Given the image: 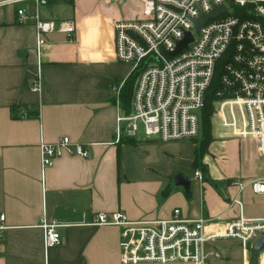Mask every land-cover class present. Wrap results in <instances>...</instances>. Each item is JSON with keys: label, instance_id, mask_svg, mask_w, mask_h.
Wrapping results in <instances>:
<instances>
[{"label": "crops", "instance_id": "0c3cea01", "mask_svg": "<svg viewBox=\"0 0 264 264\" xmlns=\"http://www.w3.org/2000/svg\"><path fill=\"white\" fill-rule=\"evenodd\" d=\"M25 5L32 15L33 4ZM141 9L142 0H52L40 16L71 19L76 32L72 40L46 34L38 54L33 20L19 24L14 5L0 8V264H121L120 228L92 223L103 211L133 221L166 218L178 207L214 226L264 216V192L251 186L264 178L255 138L212 123L202 181L194 177L195 139H116L117 94L133 64L115 57L112 24L139 18ZM37 70L41 91L33 92ZM61 136L83 143L87 158L64 153L42 169L40 143ZM178 172L188 190L173 184ZM42 217L61 224L60 244L44 247ZM211 243L219 256L210 264H251L237 240Z\"/></svg>", "mask_w": 264, "mask_h": 264}, {"label": "built area", "instance_id": "2783aa9c", "mask_svg": "<svg viewBox=\"0 0 264 264\" xmlns=\"http://www.w3.org/2000/svg\"><path fill=\"white\" fill-rule=\"evenodd\" d=\"M28 3L34 6L32 15L27 13ZM47 4V0H0V8L16 7L19 24L33 20L38 54L46 34L58 31L72 40L76 32L71 19L42 18L40 8ZM218 5L227 11L207 19L196 33L194 19ZM141 13L139 18L117 19L112 24L115 57L132 62L136 72L128 113L117 94L116 139L138 135L158 141L198 137L205 93L220 64L211 124L217 122L241 138H255L264 156V0H142ZM188 32L192 41L170 54ZM29 88L41 91L38 70ZM26 116V112L20 113V117ZM39 147L42 169L64 153L82 158L89 154L83 143L67 136L54 143L43 141ZM194 177L202 181V171L194 170ZM251 184L255 193L264 192V178ZM233 202L241 204L236 197ZM4 218L5 214H0V240L6 228ZM40 220L44 247L60 244L61 224L45 217ZM92 223L120 228L121 264H210L211 258L219 256L211 242L220 239L237 240L251 257L250 245L264 234V216L246 218L239 214L214 226L210 217L188 218L178 207L166 218L133 221L121 210L103 211L94 214ZM256 256L258 264H264V249Z\"/></svg>", "mask_w": 264, "mask_h": 264}, {"label": "trees", "instance_id": "16d2710c", "mask_svg": "<svg viewBox=\"0 0 264 264\" xmlns=\"http://www.w3.org/2000/svg\"><path fill=\"white\" fill-rule=\"evenodd\" d=\"M52 0H47V2H50ZM223 61V60H221ZM220 64H218L216 66V70H215V74L213 76V79L211 81V85L209 86V88L207 89L206 93H205V103L204 106L201 108L200 111V127H201V132H200V137L199 139L196 140V148H195V160L193 163L194 168H198L201 171H203L202 167H201V157L203 155V153L206 151V148L208 146V144L210 143V132H211V116H212V103L214 101V93L215 90L220 86L219 81V76L221 73V69ZM136 77V72L131 73V75L128 77V79L124 82L122 88L120 89L119 92V101L124 109V111L126 113L129 112V108H130V97H131V93H132V89H133V81ZM251 256L253 257V259L251 258V264H257V256L255 253L252 252L251 250Z\"/></svg>", "mask_w": 264, "mask_h": 264}, {"label": "water", "instance_id": "95a60500", "mask_svg": "<svg viewBox=\"0 0 264 264\" xmlns=\"http://www.w3.org/2000/svg\"><path fill=\"white\" fill-rule=\"evenodd\" d=\"M232 3H230L231 5ZM226 7L224 5H218V6H214L212 9V12L209 14H201L200 16H198V18L194 19L193 22V26L195 28V32L198 33L199 29L201 28V25L209 18H213L215 16H217L220 12H226ZM192 34L190 32H188L184 38L182 40H180V42L178 43L176 49L172 52H170V54H175L179 51H181L182 49L185 48V46L192 41ZM173 184L174 185H179V186H183L185 188V190H188L189 188V180L188 177L183 174L182 172H178L175 175V178L173 180ZM264 249V234L260 235L253 243L252 245V252L255 254H258L260 251H262Z\"/></svg>", "mask_w": 264, "mask_h": 264}, {"label": "rangeland", "instance_id": "374dc122", "mask_svg": "<svg viewBox=\"0 0 264 264\" xmlns=\"http://www.w3.org/2000/svg\"><path fill=\"white\" fill-rule=\"evenodd\" d=\"M201 132V131H200ZM199 135H200V133H199ZM199 135H198V137H196V140L197 139H199ZM252 249V245H250V248H249V250H251ZM249 254H251V252H249ZM251 256V255H250ZM251 258L253 259V257L251 256Z\"/></svg>", "mask_w": 264, "mask_h": 264}]
</instances>
